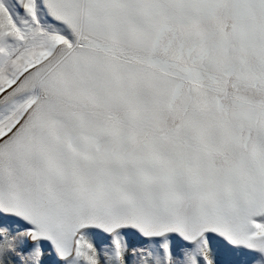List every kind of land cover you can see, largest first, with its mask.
<instances>
[{"label":"snow or ice","instance_id":"1","mask_svg":"<svg viewBox=\"0 0 264 264\" xmlns=\"http://www.w3.org/2000/svg\"><path fill=\"white\" fill-rule=\"evenodd\" d=\"M0 264H264V0H0Z\"/></svg>","mask_w":264,"mask_h":264}]
</instances>
